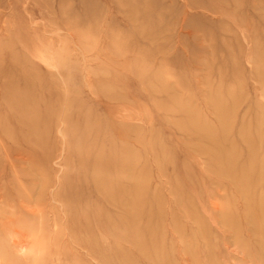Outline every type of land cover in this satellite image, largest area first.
<instances>
[{
	"label": "rangeland",
	"instance_id": "obj_1",
	"mask_svg": "<svg viewBox=\"0 0 264 264\" xmlns=\"http://www.w3.org/2000/svg\"><path fill=\"white\" fill-rule=\"evenodd\" d=\"M0 264H264V0H0Z\"/></svg>",
	"mask_w": 264,
	"mask_h": 264
}]
</instances>
